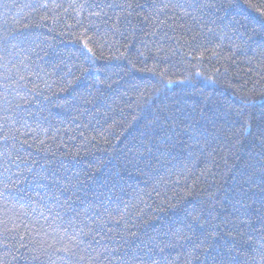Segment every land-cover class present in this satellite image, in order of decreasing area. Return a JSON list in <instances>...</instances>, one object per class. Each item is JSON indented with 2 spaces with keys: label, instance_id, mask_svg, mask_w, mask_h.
Masks as SVG:
<instances>
[{
  "label": "trees",
  "instance_id": "16d2710c",
  "mask_svg": "<svg viewBox=\"0 0 264 264\" xmlns=\"http://www.w3.org/2000/svg\"><path fill=\"white\" fill-rule=\"evenodd\" d=\"M262 12L0 0V264H264Z\"/></svg>",
  "mask_w": 264,
  "mask_h": 264
},
{
  "label": "snow or ice",
  "instance_id": "6c2138e0",
  "mask_svg": "<svg viewBox=\"0 0 264 264\" xmlns=\"http://www.w3.org/2000/svg\"><path fill=\"white\" fill-rule=\"evenodd\" d=\"M262 14H264V12H262ZM89 51H91V49H89ZM82 231H83V229H82Z\"/></svg>",
  "mask_w": 264,
  "mask_h": 264
}]
</instances>
